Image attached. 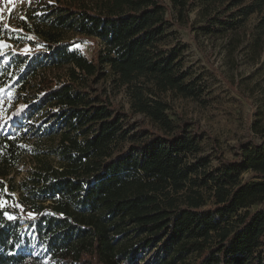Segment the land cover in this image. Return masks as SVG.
I'll use <instances>...</instances> for the list:
<instances>
[{
    "label": "trees",
    "instance_id": "1",
    "mask_svg": "<svg viewBox=\"0 0 264 264\" xmlns=\"http://www.w3.org/2000/svg\"><path fill=\"white\" fill-rule=\"evenodd\" d=\"M169 1L62 0L51 25L23 22V32L36 34L47 55L69 65V77L42 75L26 106L13 114L39 101L58 107L48 109L41 124L29 125L40 131L51 122L47 133L60 138L48 153L37 155L30 178L20 185L14 174L26 152L25 136L0 132V199L8 196L6 186L21 191L20 204L37 212L32 221L46 246L41 254H10L19 219H9V208L0 201V264H137L140 249L152 245L162 255L151 264H175L193 252L195 264H264L262 119L252 127L262 140L250 135L238 143L235 157L226 158L214 135L196 122L174 119L171 102L162 96L198 94L184 70L183 47H167L173 25L191 34L202 29L213 36L235 35L238 45L242 23L264 10V0ZM196 3L200 25L190 16ZM62 27L76 28L78 37L64 40ZM87 39L96 45L91 58L70 50ZM262 49L260 35L254 50L261 54ZM107 65L119 75L116 88L128 84L130 111L98 86ZM25 75L26 85L32 75ZM136 114L147 122L136 125L131 121ZM202 133L224 165L216 173L206 169L208 157L189 160L198 157ZM245 169L252 179L241 178ZM255 204L260 206L251 210Z\"/></svg>",
    "mask_w": 264,
    "mask_h": 264
},
{
    "label": "rangeland",
    "instance_id": "2",
    "mask_svg": "<svg viewBox=\"0 0 264 264\" xmlns=\"http://www.w3.org/2000/svg\"><path fill=\"white\" fill-rule=\"evenodd\" d=\"M61 1L0 0V132L25 136L23 145L26 152L14 174L16 185L30 178L37 164V155L48 153L58 143L60 136L47 133L48 130L50 132L51 122L46 123L40 131L29 127L33 123L41 124L48 109H58L57 106L50 107L49 102L39 101L36 107L29 105L25 112L16 117L13 114L26 106V98L36 92L42 75L57 80L69 77V65H60L52 56L47 55L46 45L40 43L36 34H25L22 24L28 21L29 24L40 23L41 27L51 25L55 20L53 9ZM200 9L201 5L196 3L190 13L195 25H200L202 21ZM60 31L64 40H73L79 35L76 28L62 27ZM169 31L171 35L167 47L176 44L183 47L184 70H188V80L194 81L198 90V94L192 97H183L172 91L162 95L171 102L172 117L176 119L181 116L196 122L200 128L214 135L226 158L235 157L238 143L250 135L254 136L256 142H260L262 135L255 133L252 127L258 118L264 124V49L258 54L254 50V42L260 35L264 38V10L257 11L244 20L239 31L243 40L238 45L233 42L237 41L235 35L227 33L213 36L205 34L202 29H196L191 34L186 29L178 30L174 25ZM98 47L102 48V45L98 44ZM95 48L93 40L88 39L70 46V50L79 49L88 58L94 55ZM28 71L32 76H28L26 80H30V83L25 85L22 79ZM106 71L107 75L100 80L98 86L107 89L108 93L113 92L112 99L130 111L128 84L116 88L114 81L119 75L112 73L109 65L106 66ZM33 102L34 99L30 104ZM139 120L147 122L143 114L132 115L131 121L137 122L136 125ZM197 140L201 150L196 155L198 157L190 156L189 160L197 162L200 157H208L210 162L206 169L216 173L224 165H220V160L216 158L210 138L202 133L197 135ZM50 157L56 159L55 156ZM251 177L250 169L242 171V179H252ZM20 192L11 191L6 186L8 196L2 195L0 199L2 206L9 208L6 213L8 218L12 217L13 221L19 219L17 235L10 241L17 242L15 249H10V254L20 251L41 254L46 251V246L40 242L37 222L32 221L37 212L30 206L20 204ZM259 206L255 204L251 210ZM144 236L141 234L135 239L139 240ZM158 255H162L159 253V246H143L139 251L137 264H151ZM197 258L198 253L193 252L178 259L175 264H195Z\"/></svg>",
    "mask_w": 264,
    "mask_h": 264
},
{
    "label": "snow or ice",
    "instance_id": "3",
    "mask_svg": "<svg viewBox=\"0 0 264 264\" xmlns=\"http://www.w3.org/2000/svg\"><path fill=\"white\" fill-rule=\"evenodd\" d=\"M10 219L12 218V217H9Z\"/></svg>",
    "mask_w": 264,
    "mask_h": 264
}]
</instances>
